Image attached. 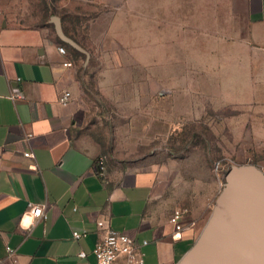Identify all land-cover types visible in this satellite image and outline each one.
Returning a JSON list of instances; mask_svg holds the SVG:
<instances>
[{
  "label": "crops",
  "instance_id": "0c3cea01",
  "mask_svg": "<svg viewBox=\"0 0 264 264\" xmlns=\"http://www.w3.org/2000/svg\"><path fill=\"white\" fill-rule=\"evenodd\" d=\"M56 16L87 52L60 36ZM87 49L48 0H0V264H95L105 232L99 220L132 236L145 264H187L198 247V219L187 214L175 236L174 206L159 200L158 169L109 160L105 173L97 171L102 149L82 132L92 104L75 58H86L87 79L100 76L99 92L149 86L135 107L156 109L160 93H181L184 117L198 109L201 122L230 138V154L253 150L264 172V0H152L149 63L134 52L127 68L117 48L114 67L102 50L104 66L93 69L96 55ZM14 88L25 98L13 100ZM64 91L72 95L67 105ZM30 202L46 206L47 220L29 213Z\"/></svg>",
  "mask_w": 264,
  "mask_h": 264
},
{
  "label": "rangeland",
  "instance_id": "374dc122",
  "mask_svg": "<svg viewBox=\"0 0 264 264\" xmlns=\"http://www.w3.org/2000/svg\"><path fill=\"white\" fill-rule=\"evenodd\" d=\"M48 1L65 18L67 29L96 55L91 59V68H103L99 58L102 50L108 53L105 63L114 67L116 60L110 54L117 48L127 55V68L132 63L129 54L134 52L149 63L152 0ZM75 59L83 89L90 97L85 98L92 104L82 132L100 145V156L106 161L156 167L161 181L159 200L174 206L173 212L180 209L185 216L198 219L194 232L200 245L215 216L230 168L254 166L264 174L254 151L241 147L236 155L230 154V138L217 134L214 124L201 122L198 109H190L192 114L184 117L181 93H160L158 107L150 109L133 106L147 100L149 86L129 83L123 88L127 93L118 92L117 87L111 93L114 97L99 92L95 86L100 85V76L87 79L85 72L90 69L83 66L86 58Z\"/></svg>",
  "mask_w": 264,
  "mask_h": 264
},
{
  "label": "water",
  "instance_id": "95a60500",
  "mask_svg": "<svg viewBox=\"0 0 264 264\" xmlns=\"http://www.w3.org/2000/svg\"><path fill=\"white\" fill-rule=\"evenodd\" d=\"M73 47L87 52L62 31ZM187 264H264V174L254 166H233L216 213Z\"/></svg>",
  "mask_w": 264,
  "mask_h": 264
},
{
  "label": "built area",
  "instance_id": "2783aa9c",
  "mask_svg": "<svg viewBox=\"0 0 264 264\" xmlns=\"http://www.w3.org/2000/svg\"><path fill=\"white\" fill-rule=\"evenodd\" d=\"M60 53L65 55L67 53L65 46L59 47ZM64 65L71 67L73 63L71 61H65ZM10 97L13 100L25 98L24 93L18 88H14ZM71 92L64 91L60 97V102L63 105H67L71 100ZM26 157H34L31 152L25 153ZM32 169H37V164L33 163ZM96 169L100 174L106 171V160L104 157L99 156L96 162ZM29 213L34 218H41L47 220V212L45 205H38L32 202L29 203ZM184 218L185 214L183 210L177 209L171 217V222L175 227V236L181 237V233L184 230ZM98 227L105 230L104 235L94 246L93 255L95 257V264H145V254L141 250V247L135 243V240L129 234L118 231L110 227L105 220H99L97 222ZM88 232L84 231H74V238L80 239L86 236ZM143 244H147L144 241ZM8 251L13 254L14 250L8 247ZM88 256L86 251H81L79 253L80 258H86Z\"/></svg>",
  "mask_w": 264,
  "mask_h": 264
}]
</instances>
